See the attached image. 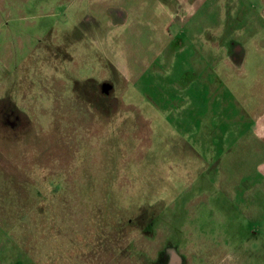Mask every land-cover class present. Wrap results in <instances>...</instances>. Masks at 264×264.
<instances>
[{"label": "rangeland", "instance_id": "374dc122", "mask_svg": "<svg viewBox=\"0 0 264 264\" xmlns=\"http://www.w3.org/2000/svg\"><path fill=\"white\" fill-rule=\"evenodd\" d=\"M258 83L264 0H0V264H264Z\"/></svg>", "mask_w": 264, "mask_h": 264}, {"label": "crops", "instance_id": "0c3cea01", "mask_svg": "<svg viewBox=\"0 0 264 264\" xmlns=\"http://www.w3.org/2000/svg\"><path fill=\"white\" fill-rule=\"evenodd\" d=\"M61 64L59 67L62 70L68 68V66L65 67ZM53 67L54 66H52L51 68H53ZM257 68H259V69L262 68L261 62L258 63ZM195 76H196V74H195ZM191 79L192 78H190V80ZM189 83L190 84H189V86H187V90H186V92H189V95H188V102L189 103L188 104L191 105L190 102L192 99H194V100L196 99V104H197V101H198L197 94L199 92L198 91L199 90L198 89V82L195 80L194 82L191 81ZM258 84H260L259 85L260 86L259 91L261 92L262 87H264V84L263 85H261V83H258ZM229 85L230 84L227 83V85L225 87H223V91L221 93V102H220V106H219L220 107V113L214 111V108L217 107L218 104H216V101H214L212 93H210L211 96L210 95L207 96L209 103L206 104L204 107L206 109V117L208 119H211V125L210 126L206 125V129H207V133H208V142L207 141L206 142H207V147L209 149H211L212 156H214V153L216 156H219L220 150H221V155L224 154V151H225V153H227L229 151V147H230L229 138H230L231 127L229 124H230L231 112H230V100H229V89H230ZM186 92H183L181 94H183V96L186 97L185 96ZM206 92H208V91H206ZM145 95H147V94H145ZM163 99H164L165 103H163V102L161 103V107L163 108V112L161 114H162V116H168V117L170 115L175 116V119H174L175 126L173 128L177 129V127H179L177 131L182 133V128H181L182 122L178 123L179 125L176 126V123L179 122V120H177V117L180 118L181 121H188L187 124H189V125H186V127L189 126V128H186L185 136H183L179 133L182 136V142H181V145L177 144V145H179L178 147L182 148V146L185 143H186V145L195 144L193 142V140L191 139V136H190V140H189L188 136L196 133V131H194V130H195L196 126H198V123L194 119L195 122H191V125H190V121L188 119L183 120V118H185V116H186L185 109L187 108V106L177 105V103L175 102L173 110H170V108L167 107L168 102L165 101L166 100L165 97H163ZM50 100H52L51 106H53L54 102H55L54 101L55 96L53 94L50 97L49 101ZM173 101H174V99H173ZM262 107H261V109L260 108L259 109H257V108L252 109L250 111V114L253 115V118L247 119V120H245V117H246L245 114L243 116H241V112L237 111V117H239V115H240V119L238 121H236V124H234L232 126V132L239 134L238 139L241 143H243L242 145H247L246 141H249L248 138L250 136L257 139L259 144H261L262 146L264 145V107H263V109H262ZM182 112H184V113L182 114ZM143 116H145V115H143ZM145 117L147 118V116H145ZM192 124H193V126H192ZM192 129H194V130H192ZM257 151H259L264 156V146L261 147ZM224 155H223V157H224ZM178 165H181V163L179 162ZM261 165L264 166V163L261 162L257 166L259 167L260 172L263 173L264 171L260 169Z\"/></svg>", "mask_w": 264, "mask_h": 264}, {"label": "flooded vegetation", "instance_id": "af4514ba", "mask_svg": "<svg viewBox=\"0 0 264 264\" xmlns=\"http://www.w3.org/2000/svg\"><path fill=\"white\" fill-rule=\"evenodd\" d=\"M13 111H15V108H14V107L11 109V112H13ZM7 115H9V114L7 113V114L4 115V116L6 117ZM5 117H4V121L6 122V118H5Z\"/></svg>", "mask_w": 264, "mask_h": 264}, {"label": "water", "instance_id": "95a60500", "mask_svg": "<svg viewBox=\"0 0 264 264\" xmlns=\"http://www.w3.org/2000/svg\"><path fill=\"white\" fill-rule=\"evenodd\" d=\"M107 86H108V87H107ZM107 86H106L107 88L105 89V91H108V89H109V87H110V85H107Z\"/></svg>", "mask_w": 264, "mask_h": 264}]
</instances>
